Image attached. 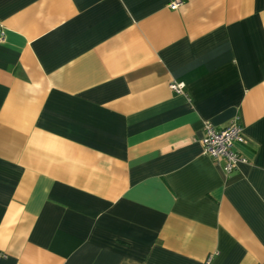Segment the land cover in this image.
Instances as JSON below:
<instances>
[{"label": "crops", "instance_id": "crops-1", "mask_svg": "<svg viewBox=\"0 0 264 264\" xmlns=\"http://www.w3.org/2000/svg\"><path fill=\"white\" fill-rule=\"evenodd\" d=\"M170 1L0 0V264H264V0Z\"/></svg>", "mask_w": 264, "mask_h": 264}, {"label": "built area", "instance_id": "built-area-1", "mask_svg": "<svg viewBox=\"0 0 264 264\" xmlns=\"http://www.w3.org/2000/svg\"><path fill=\"white\" fill-rule=\"evenodd\" d=\"M182 4V0H172L169 8L175 9ZM5 40V31L0 27V42ZM172 91L182 93L184 84L171 82ZM202 152L217 162L221 163L226 174L233 172L240 163L246 162L235 149L237 144L245 143L243 128L239 123V117L234 119L225 127L218 128L210 122L203 124V136L200 140Z\"/></svg>", "mask_w": 264, "mask_h": 264}]
</instances>
